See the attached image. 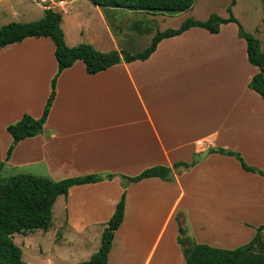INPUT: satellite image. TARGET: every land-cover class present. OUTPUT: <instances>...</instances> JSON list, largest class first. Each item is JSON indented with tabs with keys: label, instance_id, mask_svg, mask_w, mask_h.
<instances>
[{
	"label": "crops",
	"instance_id": "obj_1",
	"mask_svg": "<svg viewBox=\"0 0 264 264\" xmlns=\"http://www.w3.org/2000/svg\"><path fill=\"white\" fill-rule=\"evenodd\" d=\"M30 1L41 7L39 18L46 7L62 13L61 27L67 46L86 42L101 52L129 50L130 53L140 51V47L145 48L153 34L133 30L132 23L142 20L145 24L149 20L153 23L150 25L148 22L149 25L154 28L159 17H181L195 4L194 0L191 9L168 16L87 4V11L93 16L78 19L66 0ZM0 4V18H3L0 27L9 22L31 21L25 19L31 12L27 0H0ZM208 14L199 18L203 19ZM227 30L229 35L224 40V31ZM195 34L206 36L210 41L209 53L205 52L204 44L194 40ZM129 36L139 39L137 47L127 40ZM232 47L237 49V61H243L250 67L246 42L237 37L234 22L221 24L218 33L191 27L181 34L163 38L144 60L120 61L95 74L87 73L83 61L76 60L56 79L54 97L42 132L18 141L7 160L6 151L12 142L7 125L16 122L25 113L35 118L41 116L51 93L50 84L57 62L54 44L46 36H30L21 42L0 47L2 172L6 171L8 175L31 173L49 176L53 180L93 173L115 174L111 179L73 185L64 195V220L69 222L74 234L65 238L73 245V250H65L61 255L63 260L86 264L100 244L96 249H90L87 246L93 242L85 237L93 234L94 241L101 238L123 190V220L114 233L108 264L117 247V236L127 220L129 191L132 188H146L149 192L154 189V194L157 190H172L175 196L166 217L170 220L186 195L190 202H200L198 193L202 188H221V194L229 190L231 195L227 204L231 207L229 213H232L239 206L232 202L233 186L237 182L253 180L264 185L263 176L243 170L235 157L211 151L217 148L234 150L243 155L248 164L258 165L245 154L240 144L243 139L252 149V152L249 151L251 154L258 151L264 157V145L258 147L256 134H238L243 131L242 126H250L247 115L255 117L264 130V98L249 88H240L228 94L225 88H221L226 60L236 55ZM213 61H219V64L212 67ZM202 62L210 64L207 74L200 69ZM255 73L247 75V83ZM197 140L203 141V144H197ZM205 150L208 152L204 157L195 159ZM176 162L191 165L173 167ZM153 165L172 167L170 179L147 177L129 183L125 189L122 187L120 175L132 176ZM258 166L264 168V165ZM145 193L143 190L139 195V204L144 200ZM183 208L185 215L192 211L186 205ZM233 219L236 217L227 220ZM166 220L164 229L167 227ZM95 226H100L96 233L99 235L92 233ZM64 236L61 234L59 238ZM160 239L161 234L158 233L141 264L149 263ZM123 259L125 261V250L122 248ZM181 260L184 264L182 257Z\"/></svg>",
	"mask_w": 264,
	"mask_h": 264
},
{
	"label": "trees",
	"instance_id": "obj_2",
	"mask_svg": "<svg viewBox=\"0 0 264 264\" xmlns=\"http://www.w3.org/2000/svg\"><path fill=\"white\" fill-rule=\"evenodd\" d=\"M98 6L125 8L135 12L149 14L175 15L191 9L194 0H89ZM236 0H230L227 8V17L211 13L207 19L199 20L187 18L178 27L155 29L148 22L137 20L132 24V29L139 33H153L149 43L140 51L130 53L123 50L101 52L90 43L82 42L67 46L64 32L61 27L62 13L52 7H46L41 18L30 22H10L0 27V47L21 42L30 36L49 37L54 44V55L57 70L51 79V93L43 108L41 116L35 118L30 114H23L16 122L7 125L6 130L12 137V142L6 151L9 158L13 146L20 140L35 136L42 132L49 109L54 97L55 82L59 74L80 59L89 74H95L120 61L144 60L156 49L163 38L181 34L185 30L197 26L210 33H218L221 24L234 22L238 26V36L246 42L247 60L256 66L258 71L251 77L248 87L264 98V51L260 49L259 40L251 33L246 32L236 17L232 14L231 7ZM264 13V0H261ZM224 155L235 157L243 170L258 173L264 176V170L250 165L234 150L225 148L211 149ZM186 162H176L173 167H189ZM4 161L0 160V264H26L22 258V250L14 241L15 233L25 234L34 229L46 231L51 226L52 208L59 195H66L73 185L95 183L102 179H111L112 173H93L80 176L66 177L53 180L49 176H37L31 173H18L3 175ZM172 167L166 165H153L144 168L141 172L128 176L120 175L122 187L132 182L140 181L147 177H159L169 180ZM125 209V191L115 204L114 211L107 220L100 238V246L86 264H108V254L111 249L114 233L120 226ZM264 225L256 228L252 238L236 248H222L206 243L192 241L186 236L184 228L179 225L178 242L181 245L184 264H264V247L261 242V230Z\"/></svg>",
	"mask_w": 264,
	"mask_h": 264
},
{
	"label": "rangeland",
	"instance_id": "obj_3",
	"mask_svg": "<svg viewBox=\"0 0 264 264\" xmlns=\"http://www.w3.org/2000/svg\"><path fill=\"white\" fill-rule=\"evenodd\" d=\"M66 1L70 2L67 6L73 10V13L76 14L78 19L93 16V13L87 11V4H92L90 1ZM27 5L31 8V12H28L25 19L34 21L42 15L41 7H37L35 2L27 0ZM50 5L54 6L55 4L50 3ZM229 5L230 0H195L193 9L184 13L181 17L169 19H160L159 17L156 19L154 28L160 30L174 28L180 21L182 22L190 17L205 20L211 13L227 17L229 14L227 12ZM234 5L231 7L232 14L246 32L251 33L259 40L260 49L264 51V13L261 0H236ZM60 6L62 5L60 4ZM0 8H2L1 4ZM207 14L208 16L205 18H199ZM163 15L168 16L167 14ZM185 15L187 17L182 18ZM2 22L3 18H0V23ZM149 23L153 25L152 22ZM235 25L237 26L236 23ZM228 35L229 31H224V40H227ZM193 37L196 42L204 44L205 52L209 53L210 50L208 46L210 41L205 38L206 36L195 34ZM237 37H239L238 34ZM127 40L132 43L133 47L139 45V39L137 38L135 39L129 36ZM226 46H228L227 41ZM141 49L142 47L139 48V50ZM232 49L235 51V58L229 57L226 60V64L223 68L225 75L223 77L221 76V88H225L227 94L236 92L240 88H249L247 75L250 72H257L258 69L250 63H248L250 67H247L243 61H237V49L234 47H232ZM230 59L233 61H230ZM203 63L204 62H202V64ZM218 64L219 61H213L211 66L214 67ZM209 66L210 64L207 63L199 68L201 71L203 70V72L206 71L207 74ZM223 69L221 66V73ZM222 79L225 81L223 82ZM246 118H248L250 126H242L243 131L238 134L240 136H246V133L253 132L257 136L256 143L258 147H262L264 145V130L262 125L253 116L247 115ZM245 125H248V123L245 122ZM240 144L244 147L245 154H247L249 159L264 165V157L259 155L260 153L258 151L251 154L252 149H250L243 139L240 141ZM242 157L245 162H247L243 155ZM250 165L257 166V168L264 170L262 166L255 164ZM3 175L7 176L8 174L4 171ZM233 189L234 198L232 202L239 204L235 212L229 213L231 207L227 204V200H229L228 196L231 195V192L229 190H224L221 194V188L210 187L200 189L198 193L200 195V202L196 201L197 204L190 202L186 195L176 207L171 219L166 220L169 207L175 196L172 190H157L155 192L156 194H154V189H150L152 192H149L146 188H132L129 191L127 220L117 236V247L109 264H141L158 233L161 234V239L148 264H182L181 257L183 261L184 257L181 245L178 239H176V237L178 238L179 236V225L184 228L187 237L198 243H206L215 247L232 249L248 242L255 234L256 228L260 225H264V185L253 180H242L241 182H237L236 185L233 186ZM143 190L146 191V193L144 195V200L139 204V195H142ZM65 200L64 195L57 197L53 205L52 224L46 232L41 229H34L25 234H14V241L21 248L22 258L26 264H76L63 260V256H61L65 250H73V245L67 243L65 239L67 237H73L74 234L73 228H70L68 225L69 222H65L64 220ZM184 205L192 209L189 215H185ZM221 208L224 209L222 213ZM149 210L153 211L150 213ZM233 216L236 217V219L227 220L229 217ZM165 220L167 227L164 229L163 224ZM65 228H70V230L67 229L63 231ZM99 228L100 226H95L92 233L96 234ZM61 234H65V236L59 238ZM260 235L262 239L261 245L264 247V229L261 230ZM85 238L93 242L91 246H87L90 249H96L100 244V238L94 241L93 234ZM56 241L58 242L53 244ZM86 242L88 241H85V243ZM122 248L125 250V261L124 259L122 260ZM40 249L42 251H40ZM78 249L82 250L80 247Z\"/></svg>",
	"mask_w": 264,
	"mask_h": 264
},
{
	"label": "water",
	"instance_id": "obj_4",
	"mask_svg": "<svg viewBox=\"0 0 264 264\" xmlns=\"http://www.w3.org/2000/svg\"><path fill=\"white\" fill-rule=\"evenodd\" d=\"M208 150H205L202 154L195 156V159L202 158L207 154Z\"/></svg>",
	"mask_w": 264,
	"mask_h": 264
},
{
	"label": "built area",
	"instance_id": "obj_5",
	"mask_svg": "<svg viewBox=\"0 0 264 264\" xmlns=\"http://www.w3.org/2000/svg\"><path fill=\"white\" fill-rule=\"evenodd\" d=\"M196 143L199 144V145H202L203 141L197 140Z\"/></svg>",
	"mask_w": 264,
	"mask_h": 264
}]
</instances>
